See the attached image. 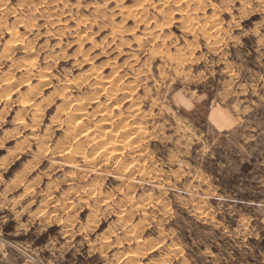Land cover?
<instances>
[{"label":"rangeland","instance_id":"374dc122","mask_svg":"<svg viewBox=\"0 0 264 264\" xmlns=\"http://www.w3.org/2000/svg\"><path fill=\"white\" fill-rule=\"evenodd\" d=\"M0 241L264 264V0H0Z\"/></svg>","mask_w":264,"mask_h":264},{"label":"crops","instance_id":"0c3cea01","mask_svg":"<svg viewBox=\"0 0 264 264\" xmlns=\"http://www.w3.org/2000/svg\"><path fill=\"white\" fill-rule=\"evenodd\" d=\"M210 126L219 133H230L240 126L242 117L232 105L217 103L207 113ZM0 264H32L24 254H18L7 243L0 241Z\"/></svg>","mask_w":264,"mask_h":264},{"label":"bare ground","instance_id":"6f19581e","mask_svg":"<svg viewBox=\"0 0 264 264\" xmlns=\"http://www.w3.org/2000/svg\"><path fill=\"white\" fill-rule=\"evenodd\" d=\"M189 47V46H188ZM104 82V81H103ZM102 86V85H101ZM102 108V107H101ZM103 109V108H102ZM75 117H76V115H75ZM77 123V122H76ZM80 123V122H79ZM103 128H101V129H104V126H102ZM106 127V126H105ZM68 128H71V126L69 125L68 127H67V130H68ZM80 128V127H79ZM107 128V127H106ZM105 128V129H106ZM77 129V128H76ZM74 130V129H73ZM106 130H109V129H106ZM83 132V131H82ZM85 132V131H84ZM106 132V131H105ZM98 134V133H97ZM111 140V139H110ZM117 147V146H116ZM115 151V150H114ZM138 243H139V245H141L142 247L144 246V245H146L147 243H148V240L146 239V238H144V239H140V240H138ZM150 244V243H149ZM140 246V247H141Z\"/></svg>","mask_w":264,"mask_h":264},{"label":"built area","instance_id":"2783aa9c","mask_svg":"<svg viewBox=\"0 0 264 264\" xmlns=\"http://www.w3.org/2000/svg\"><path fill=\"white\" fill-rule=\"evenodd\" d=\"M27 257L30 259L32 264H44L40 259H38L36 256L27 255Z\"/></svg>","mask_w":264,"mask_h":264}]
</instances>
